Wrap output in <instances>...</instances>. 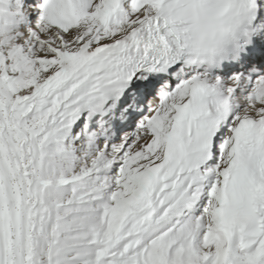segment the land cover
<instances>
[{"label": "snow or ice", "instance_id": "snow-or-ice-1", "mask_svg": "<svg viewBox=\"0 0 264 264\" xmlns=\"http://www.w3.org/2000/svg\"><path fill=\"white\" fill-rule=\"evenodd\" d=\"M0 264H264V0H0Z\"/></svg>", "mask_w": 264, "mask_h": 264}]
</instances>
